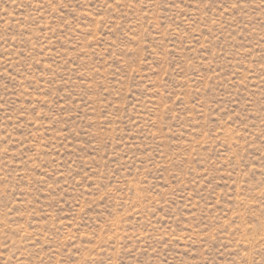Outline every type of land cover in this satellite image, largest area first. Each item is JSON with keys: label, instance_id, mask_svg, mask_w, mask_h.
Returning <instances> with one entry per match:
<instances>
[{"label": "rangeland", "instance_id": "obj_1", "mask_svg": "<svg viewBox=\"0 0 264 264\" xmlns=\"http://www.w3.org/2000/svg\"><path fill=\"white\" fill-rule=\"evenodd\" d=\"M0 264H264V0H0Z\"/></svg>", "mask_w": 264, "mask_h": 264}]
</instances>
